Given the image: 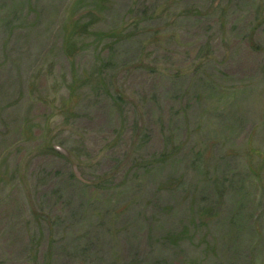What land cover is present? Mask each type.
Returning a JSON list of instances; mask_svg holds the SVG:
<instances>
[{
  "label": "rangeland",
  "instance_id": "1",
  "mask_svg": "<svg viewBox=\"0 0 264 264\" xmlns=\"http://www.w3.org/2000/svg\"><path fill=\"white\" fill-rule=\"evenodd\" d=\"M0 264H264V0H0Z\"/></svg>",
  "mask_w": 264,
  "mask_h": 264
}]
</instances>
